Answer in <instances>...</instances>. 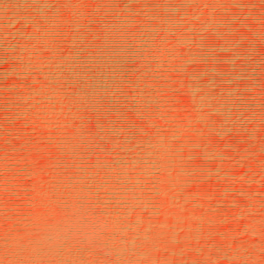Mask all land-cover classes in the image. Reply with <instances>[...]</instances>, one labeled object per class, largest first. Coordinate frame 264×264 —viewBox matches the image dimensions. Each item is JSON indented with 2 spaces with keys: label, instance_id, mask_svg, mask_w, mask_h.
Here are the masks:
<instances>
[{
  "label": "bare ground",
  "instance_id": "bare-ground-1",
  "mask_svg": "<svg viewBox=\"0 0 264 264\" xmlns=\"http://www.w3.org/2000/svg\"><path fill=\"white\" fill-rule=\"evenodd\" d=\"M0 264H264V0H0Z\"/></svg>",
  "mask_w": 264,
  "mask_h": 264
}]
</instances>
